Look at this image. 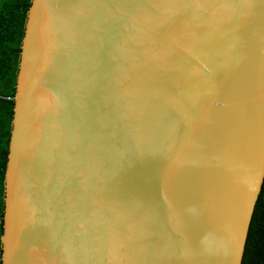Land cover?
Masks as SVG:
<instances>
[{"label":"water","instance_id":"obj_1","mask_svg":"<svg viewBox=\"0 0 264 264\" xmlns=\"http://www.w3.org/2000/svg\"><path fill=\"white\" fill-rule=\"evenodd\" d=\"M264 183V0H32L1 264H242Z\"/></svg>","mask_w":264,"mask_h":264},{"label":"trees","instance_id":"obj_2","mask_svg":"<svg viewBox=\"0 0 264 264\" xmlns=\"http://www.w3.org/2000/svg\"><path fill=\"white\" fill-rule=\"evenodd\" d=\"M32 0H0V264L5 175L14 117L21 46ZM242 264H264V183L250 224Z\"/></svg>","mask_w":264,"mask_h":264}]
</instances>
